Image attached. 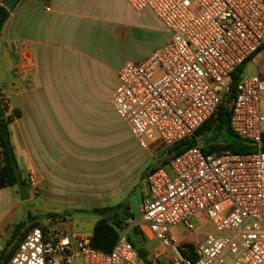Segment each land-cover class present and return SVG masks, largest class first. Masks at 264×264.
I'll list each match as a JSON object with an SVG mask.
<instances>
[{
    "label": "built area",
    "instance_id": "obj_1",
    "mask_svg": "<svg viewBox=\"0 0 264 264\" xmlns=\"http://www.w3.org/2000/svg\"><path fill=\"white\" fill-rule=\"evenodd\" d=\"M124 1L134 11L150 10L170 37L119 68L111 105L142 148L150 140L165 150L195 145L165 154L147 174L141 215L127 220L109 252L93 249L90 235H70L63 218L51 215L17 243L7 264H147L128 239L133 225L168 250L172 264H264V78L242 76L229 118L253 152L204 153L195 135L229 92L230 75L264 48V0ZM200 218L211 229L191 261L172 231L197 233Z\"/></svg>",
    "mask_w": 264,
    "mask_h": 264
},
{
    "label": "crops",
    "instance_id": "obj_2",
    "mask_svg": "<svg viewBox=\"0 0 264 264\" xmlns=\"http://www.w3.org/2000/svg\"><path fill=\"white\" fill-rule=\"evenodd\" d=\"M9 12L0 34V98L11 118L17 161L21 158L29 176L36 177L25 180V190H46L56 202L93 204L102 179L108 184L150 167L148 174L165 161L167 150L153 140L130 168L116 167L109 151L115 145L109 111L115 112L117 71L163 48L170 37L142 52L148 30L165 29L150 10L134 11L124 0H19ZM114 52L123 56L115 66L109 60ZM247 64V72L264 78V48ZM147 174L141 186L125 190L127 195L138 189L142 201ZM14 190L3 187L0 194L13 197ZM77 195L87 197L77 200ZM68 218L63 220L71 233Z\"/></svg>",
    "mask_w": 264,
    "mask_h": 264
},
{
    "label": "rangeland",
    "instance_id": "obj_3",
    "mask_svg": "<svg viewBox=\"0 0 264 264\" xmlns=\"http://www.w3.org/2000/svg\"><path fill=\"white\" fill-rule=\"evenodd\" d=\"M1 2V0H0ZM169 33L166 29L160 31H150L148 30L147 35L145 36L144 47L142 52L147 51L150 53L152 49L160 47ZM109 60L112 65H116L117 62L123 58V56L117 52L112 53ZM247 64L244 68V75H251L252 73L247 72ZM113 80H110V83L106 84V88L103 90L105 93L112 86ZM3 105H5L3 103ZM111 116V123L113 125L112 140L115 142L113 147H109V151L113 159L111 162L117 167L120 165L122 169L125 167L130 168V161H134V157L139 154H144V149L142 148L137 140L131 135L129 125L126 121L120 119L113 110L109 111ZM202 145V143H201ZM159 159V157H158ZM158 163V161H157ZM128 164V166H127ZM156 165V164H155ZM20 168V166H19ZM150 167H146L143 170V173H140L139 176L136 174H130L124 179L120 177H115L113 182L105 183L106 180H101V190L96 194V203H66L63 201H54L52 200V195H48L46 190H25L27 198L21 200L19 198L17 190H14L13 197L5 196V193L0 194V232H1V243L0 251L7 243L10 242V245L6 248V252H13L18 242H20L28 231L43 222L45 218L51 215L58 216L60 218L69 217L73 232L70 235H77L78 233H90L92 230V220L96 219L95 216L89 213L93 208H104L114 206L116 204H129L132 212L133 219L140 217V205H141V191L134 190L131 194L125 190H133V188L141 186L142 180L149 171ZM21 170V168H20ZM27 173H29L27 171ZM21 174L22 170H21ZM30 174V173H29ZM23 180L24 175H21ZM33 178V179H32ZM28 180L36 181L35 175L29 176ZM27 180V181H28ZM16 189V187H15ZM128 196V198H127ZM79 197L85 199L87 196H74L75 199L79 200ZM53 201V202H52ZM91 204V205H89ZM199 229L197 233L189 234L184 230H173L172 235L177 239L184 238L190 242V245H198L204 235L210 231L211 227L208 224H205L202 218L198 220ZM127 225H130V222H127ZM138 230V228L133 225L130 228L129 234ZM139 231V230H138ZM140 233V232H139ZM142 248L147 253L148 258L152 261H158L160 264H172L173 256L166 250L161 247L160 244L153 240L152 238H146L143 235H138ZM183 241H179V246H183Z\"/></svg>",
    "mask_w": 264,
    "mask_h": 264
},
{
    "label": "trees",
    "instance_id": "obj_4",
    "mask_svg": "<svg viewBox=\"0 0 264 264\" xmlns=\"http://www.w3.org/2000/svg\"><path fill=\"white\" fill-rule=\"evenodd\" d=\"M2 2L0 3V34L10 13L2 6ZM250 60L251 58L237 67L230 75L229 92L224 95L215 114L195 132V135L202 143L204 153L230 151L234 154H245L254 151L252 145L235 135L229 125L233 93L243 76L246 64ZM0 103L6 111V106L3 105L1 98ZM10 123V117L0 119V188H17L21 184L25 189L26 181L21 177L19 163L10 140ZM193 145H195V141L180 142L167 149L166 156L172 158ZM262 151H264V136H262ZM128 210L129 208L125 204L92 210V213L99 217L93 226L90 236V244L93 249L104 253L111 250L117 239L118 232L127 226L129 218H133ZM138 235L142 234L138 230H134L129 234L128 239L137 251L139 258L147 264H160V262L152 261L148 258L147 253L141 246ZM9 245L10 242L6 246L8 247ZM7 247L4 246L0 251V264H7L13 253H7ZM180 251L189 260H195L194 245L184 244L180 247Z\"/></svg>",
    "mask_w": 264,
    "mask_h": 264
},
{
    "label": "water",
    "instance_id": "obj_5",
    "mask_svg": "<svg viewBox=\"0 0 264 264\" xmlns=\"http://www.w3.org/2000/svg\"><path fill=\"white\" fill-rule=\"evenodd\" d=\"M17 1L18 0H3L2 6L7 11H11ZM3 118H5V110H4L3 106L0 103V119H3ZM18 163H19V166H20V168L22 170V173L24 175V178L26 180H28L29 174L27 173L26 169L24 168V164H23V161H22L21 158L18 159ZM17 192H18L19 198L21 200H25L27 198V195L25 194V190H24V188H23V186L21 184H19L17 186Z\"/></svg>",
    "mask_w": 264,
    "mask_h": 264
}]
</instances>
